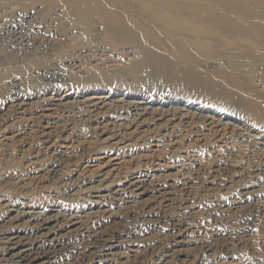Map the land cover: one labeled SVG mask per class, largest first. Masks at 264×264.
I'll return each mask as SVG.
<instances>
[{"label": "rangeland", "instance_id": "obj_1", "mask_svg": "<svg viewBox=\"0 0 264 264\" xmlns=\"http://www.w3.org/2000/svg\"><path fill=\"white\" fill-rule=\"evenodd\" d=\"M151 1L159 0H20L29 13L38 12L25 31L37 34V41L55 48L46 55L29 54L0 66V105L10 102L12 95L34 105L41 103L43 95H65V100L73 101L74 106L62 122H67L66 133L74 131L71 137L76 145V158L69 172L56 178L47 174L41 180L40 168L36 171L23 168L21 151L32 144L34 148L40 145L41 141L35 137L41 126L34 122L18 124L13 129L19 130L16 136L19 138L0 146V186L9 185L16 177L23 179L22 183L27 180L29 184L12 193L14 202L24 195L37 210L84 214L90 211V206L83 190L96 184L97 174L91 170L96 164L102 165L111 156H119L127 160L125 170H136L139 175L160 161L167 167L157 173L168 176L161 183L166 182L171 190L173 184L178 186L175 195L183 201L182 209L189 210V237L174 235L176 221L168 213L164 214L167 198H161L154 185H148L130 198L128 195L109 198L100 221L94 224L95 237L84 234V230L78 231L66 243L53 247L52 253L46 250V245L34 242L32 234L25 230L20 236L21 242L31 244L33 256L53 255L56 264H91L94 261H89L90 258L101 252L100 243L111 234L108 240L118 244L117 251L121 253L114 254L116 261L112 264H183V260L187 264H264V0H160V3L176 5L173 10L179 13L175 14L186 21L180 27L172 24L174 29L171 24L156 22L161 15L154 12ZM16 2L9 0L1 8ZM136 12L142 13L141 19ZM10 18L7 15L1 18L0 27L7 25L8 28ZM202 18L225 19L228 24L197 23ZM111 22L119 33L117 42L107 41ZM128 47L136 49L137 54L122 53ZM144 51L150 65L141 61ZM108 59H114L113 66L106 67ZM123 69L126 72L121 74ZM13 81L20 87V93L9 87ZM99 92H104L118 106L146 99L153 100L154 108L185 107L198 117L214 115L228 125L223 132L225 139L231 141L227 146H220L209 137L207 140L212 144H193L195 135L190 134L185 142L192 146L185 143L184 152H173L168 139H153L160 146L158 156L152 153L156 147L134 145L132 141L127 143L131 146L120 150L103 148L102 140L109 131L105 125L123 122L113 117L117 114L112 115L111 110L99 120L105 119L104 123L95 126L93 122H81L84 107L81 102ZM116 108L121 111L123 107ZM152 121L147 126L150 131H170ZM229 126L236 127L234 134L230 133ZM86 144L94 149L99 147L104 158L94 161ZM188 161L192 162L189 168L193 175L191 182L185 184L174 178L178 170L175 165ZM89 171L94 172L89 174ZM177 204L172 206L173 213L179 211ZM14 214L0 211V223L7 226L6 230L11 228L10 217ZM182 239L190 241L183 249L179 244ZM79 243L90 247L85 254L77 255L72 244ZM179 249L184 254L180 255ZM3 257L0 255V264H10Z\"/></svg>", "mask_w": 264, "mask_h": 264}, {"label": "bare ground", "instance_id": "obj_2", "mask_svg": "<svg viewBox=\"0 0 264 264\" xmlns=\"http://www.w3.org/2000/svg\"><path fill=\"white\" fill-rule=\"evenodd\" d=\"M8 1L9 0H0V8L2 7L3 3H8ZM159 1L150 2L151 3L150 6H154L153 7V9H155L154 12H160V15H161L160 17H157L156 22L158 24H162L165 22V25L171 24V26L172 24H177L180 27L181 26L180 24L183 23L185 20L183 19L184 21H182V19H180L181 17L175 14V13H179L173 10V8L176 5L168 4V3H160ZM222 6H225V5H222ZM227 6L230 7V5H227ZM37 13L38 12L33 11V14H31V12L29 13L28 10H25V7L22 4V2H20V0H17L16 3L10 4L7 6V8L2 9L0 11V19L1 18L3 19L5 15H7L8 17H11L8 23L9 24L8 28H7V25L3 27L4 29L2 28V26L0 27V47H1L0 66H3L4 64H9V61H12V60L19 61L20 59L25 58V56L29 54H36V53L39 54L40 53V55H46L50 53L51 51H53L55 47L53 48V46H50V44H48L46 40H45V43L47 44H44L43 41H40V40L37 41V36H36L37 34L25 31L24 29V28H28L30 24L34 22L35 16L38 15ZM136 13H140V15L138 14L137 17L141 19V17L143 16L142 13L141 12H136ZM107 17L109 19L112 16H107ZM108 19L106 21V25L108 23ZM202 19L203 21H198L197 23L202 24V25L203 24H214V25H227L228 24V21L225 19H219V20H211L210 18L209 19L202 18ZM174 26L176 27V25ZM171 28L174 29L173 26ZM184 29H186V27ZM116 30H117L116 27L113 26V23L111 22L108 27V35H107L108 40L107 41L117 42L119 33H116ZM155 44L157 43L155 42ZM129 49L130 48L128 47L122 53L137 54L136 49H133V50H129ZM143 54L144 56L141 57V61L150 65L151 61L148 60V54L145 51L143 52ZM113 60L108 59L109 62H107V64L109 66H106V67H110L113 64L112 63ZM123 72H126V71H124L123 69L121 70V74H124ZM41 74L42 76L46 75V74H43L42 72H38V75H41ZM51 74H53V72ZM9 87L11 88L14 87L15 91L20 93V90L18 91L20 87H18L15 81L10 83ZM41 97H42V101L40 99L41 103L39 105L38 104L34 105V104L24 101V99H21L20 96L18 95H12L10 97L11 99L10 102L7 101L6 105L4 106L0 105V146H4V145L7 146L12 140L19 138V137H16V136H19L20 134L19 130L13 129V127L17 126L18 124L26 123V122H34V123H37L38 125L40 124L41 129L39 131L37 130L38 137H35L41 141L40 145L34 148L32 144V147H24L21 151H22V159L24 162L23 168L26 170L34 169L35 171L37 168H40V170H38L42 172L40 179L44 180L47 178V174L50 175V177L56 178V177H60L63 174L69 172V168L73 166V163L75 162L76 155H75L74 149L76 145L74 143L75 141L73 140L74 137L73 136L71 137L74 131H70L66 133L65 130H68L67 122H62L64 117L68 116L70 112L69 108L70 107L72 108L74 106V103H72L73 101L69 103L67 100H65V95L63 97H54L53 95L49 97L43 95ZM152 102L153 100L151 102H147L146 99H140L139 101H134L130 104L127 103L128 105H126L125 103H122L123 105H126V106H121V105L118 106L117 103L116 105L112 104V102L110 101V97L107 96L104 92H99V93H96V95H91L83 99L81 103L83 104L84 107H83V110H81L82 112H81L80 120L81 122L83 121L93 122L92 124L96 126L97 123H104L103 121L105 119L103 121H99V120H102L103 116H105L108 113V110L112 111V115H115L116 113L117 115L113 117L120 119L123 123H119V125H116V123L115 124L110 123L111 124L110 125L108 124L109 123L108 122L105 125V128L106 126H108L109 131L107 132L108 133L107 137L105 136V138H103L102 140V145H103L102 147L109 148V149H117V150L124 149L128 146H131L132 144L127 145V143L129 141H132L134 145L136 143H139L140 145L147 144V145L156 147L154 149L152 148V153L157 154V152L160 149L158 147L160 146L159 144L155 143L157 141L153 139H160L161 141L162 138H166L170 141L169 145L168 143L166 144L169 146V148L173 152H176V151L184 152L186 149L184 148V144L187 142V141L185 142V139H187L190 134L195 135V137L193 138V142H192L193 144L198 143V144H203V145H209L212 142V141L210 142L207 140L209 137H213V139L212 138L211 139L217 142L218 144H221L220 146H227L228 142L231 141V140L227 141V139H225L226 134H224L223 132L226 126L228 125L223 124L221 119L217 118L214 115H203V116L199 115L198 117L195 114L191 113L189 109H186L185 107L180 108V109H174V107L172 109H165L163 107L154 108V106L151 105ZM116 107H119V108L123 107V108L121 111H118V108ZM151 120L157 122L159 127L161 128L163 127V129L167 127L168 129H170V131L167 133H163V132L156 133L158 131H155V132L150 131L151 129L149 130L147 126H148L149 121ZM230 123L231 122H229L228 124ZM202 126L204 130L198 129L200 127L202 128ZM95 128L96 127H94V129ZM227 128L230 129V133L232 134H234L236 131V129L233 128L232 126H229ZM33 130L35 132V129ZM212 132H214L215 134ZM239 132L237 133L238 135H244V133H239ZM105 133L103 131V134ZM135 134H138L139 136L134 137L136 136ZM167 135H170V137L169 136H168L169 138L165 137ZM23 138L24 137H22V139ZM27 144L30 145V142H28ZM79 144L81 143L79 142ZM186 144L187 146H192L191 143H186ZM84 146H86V149L90 153H92L91 155H93L92 158L94 161H98L104 158V156H102L99 153V150H100L99 147L97 149L96 148L94 149L91 147L90 144L88 145L86 144ZM147 154L148 153H146V155ZM136 158H134L135 161H136ZM183 158L186 160H189L186 157V155H184ZM106 161L107 162H105L102 165L96 164L95 169L92 167L91 170H94L95 172L89 171V174L91 172H94L95 174H97V177L94 178L96 181L95 185L87 187L83 190V192L87 193L86 195L88 198L87 199L88 203L87 202L86 203L88 206H90V211H85L84 214H81V213L78 214L77 212H73V213L67 212V213L62 214L58 210H55L56 211L55 213L52 210H49V212L37 210V208L32 203L30 198L24 195L21 196L20 198L17 197L15 199L16 202H14L11 198L12 193L16 191L18 192L17 189L22 190V187L29 184V182H27L26 180L25 183H22L24 182L23 179L16 177L12 179V181H10L9 185L2 184L3 186H0V211H5V210L13 211L15 212V214L12 217H10L11 222L8 220L11 226L9 230H13L12 232H9V230H6L7 226H5L3 223H0V255L4 256L5 258L7 257V260L6 259L5 260L8 261L10 264H56V261L53 259L54 257L53 255L52 256L47 255L45 257H42V255L39 254L38 256L37 255L33 256L34 253L32 254V247L30 246L31 244L25 245L21 242L20 236L22 232H24L25 230L31 233L33 236L32 239H34V242L36 241V242H39L40 245L42 244L46 245L47 247L46 250L49 251L50 253H52L53 247L56 248L62 245L63 242L66 243L68 238L71 235L76 234L78 231L84 230L83 231L84 234H88L90 237H95L96 236L95 232L97 229V227H95L96 225L95 222L100 221V218L104 214V211H105L106 201L109 198L111 197L118 198V197H123L125 195H128L130 198V196L132 195L134 196L135 194L139 193V191H141L143 187H147L148 185L149 186L154 185L153 189L156 191V193L160 194L161 198L163 197L167 198L168 202L166 204H163L165 206L164 214L168 213L169 216L172 217L174 221H176L174 235L180 236V238L189 237L187 234V231L190 227L188 216H187L188 215L187 211L189 210L185 211V209H182V204L184 203L183 201H180L178 199V196L175 195V193L179 190V188L178 186L173 184L174 189L172 190L169 189V186L166 184V182L161 183L162 182L161 180L162 179L166 180L168 176L162 175V173H157V172L162 171L163 168L167 167L166 165L164 166V164H162L160 161H157L155 164L145 168L144 174L138 175L136 174L138 173L136 170H132V172H128V171H131L129 169L125 170L127 168L126 166L127 160L122 159V157L111 156L109 160H106ZM48 164H50V166L45 167ZM189 164H192V162L188 161V162H182L180 164H176L175 166L176 168H178V170L177 172H175L174 178H179L185 184H188L189 182H191L193 174L191 173V170H190L191 168H189ZM198 164L201 165V168H203V165L201 163H198ZM43 167H45V170H46L45 172H44ZM87 177L88 176H86V178ZM174 199H177V201H173ZM176 203H178L177 205L179 207V211L178 212L176 211V213H173L172 206H175ZM191 231L194 232V230H191ZM184 233L185 235H183ZM102 234L104 235V233ZM111 236H109L108 239ZM108 239L102 240V243H100L99 245V247H101V252L99 251L93 254L95 255L93 257L94 260L88 256V258H90L89 261H94L91 264H112L113 260L116 261V259L114 258V254L115 255L121 254V253H118L117 251L118 244H114ZM91 242L93 243V241ZM189 242L190 241L188 239L180 240L179 241L180 247L183 249V247H186V245H188ZM72 245L73 247L77 249V252H78L77 255L85 254L86 250L90 248L81 243H79V245L77 244H72ZM182 249L178 250L180 255L184 254ZM185 251H188L187 248L185 249ZM156 263L157 262H155V264ZM182 263L187 264L186 260H183Z\"/></svg>", "mask_w": 264, "mask_h": 264}]
</instances>
